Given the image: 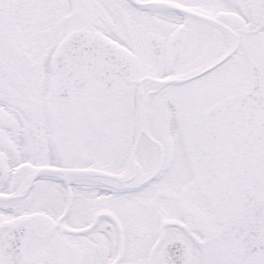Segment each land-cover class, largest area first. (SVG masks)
Returning a JSON list of instances; mask_svg holds the SVG:
<instances>
[{
  "label": "snow or ice",
  "instance_id": "obj_1",
  "mask_svg": "<svg viewBox=\"0 0 264 264\" xmlns=\"http://www.w3.org/2000/svg\"><path fill=\"white\" fill-rule=\"evenodd\" d=\"M0 264H264V0H0Z\"/></svg>",
  "mask_w": 264,
  "mask_h": 264
}]
</instances>
